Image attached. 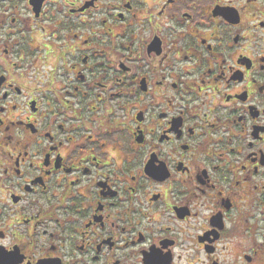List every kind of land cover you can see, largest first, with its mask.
<instances>
[{
    "label": "flooded vegetation",
    "instance_id": "obj_1",
    "mask_svg": "<svg viewBox=\"0 0 264 264\" xmlns=\"http://www.w3.org/2000/svg\"><path fill=\"white\" fill-rule=\"evenodd\" d=\"M0 264H264V0H0Z\"/></svg>",
    "mask_w": 264,
    "mask_h": 264
}]
</instances>
